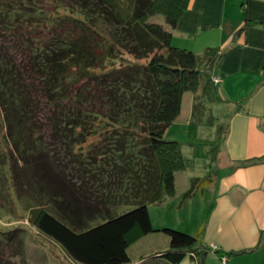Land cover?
<instances>
[{
  "label": "trees",
  "instance_id": "16d2710c",
  "mask_svg": "<svg viewBox=\"0 0 264 264\" xmlns=\"http://www.w3.org/2000/svg\"><path fill=\"white\" fill-rule=\"evenodd\" d=\"M190 3L0 0V177L7 184L0 181V206H15L0 214L21 218V206L35 229L0 224V257L21 255L27 235L35 249L60 262L58 250L70 264L130 263V245L156 235L166 246L140 264H181L208 253L226 264L241 253L203 245L207 211L189 232L154 227L148 210L174 197L172 207L184 210L213 182L211 174L191 177L177 195L176 174L189 162L181 143L164 139L186 92L194 94L195 121L219 101L220 49L197 54L174 36ZM8 39L24 46L23 61ZM42 109L47 133L37 121Z\"/></svg>",
  "mask_w": 264,
  "mask_h": 264
},
{
  "label": "crops",
  "instance_id": "0c3cea01",
  "mask_svg": "<svg viewBox=\"0 0 264 264\" xmlns=\"http://www.w3.org/2000/svg\"><path fill=\"white\" fill-rule=\"evenodd\" d=\"M174 36L197 54L208 48L221 53L215 65L219 101L209 110L221 119V132L213 182L198 209L207 211L201 241L241 252L226 264H264V0H191ZM194 176L204 177L188 168L177 172L176 189L183 185V192ZM181 264L220 262L208 253Z\"/></svg>",
  "mask_w": 264,
  "mask_h": 264
},
{
  "label": "rangeland",
  "instance_id": "374dc122",
  "mask_svg": "<svg viewBox=\"0 0 264 264\" xmlns=\"http://www.w3.org/2000/svg\"><path fill=\"white\" fill-rule=\"evenodd\" d=\"M156 18L160 21L163 20L162 15L156 16ZM7 43L9 46V50L13 53V55H15V57H17V60L19 62L23 61L25 59L26 53L24 50V46L19 45L20 42L18 43L17 41H15V39H8ZM213 81L214 83H216L214 79ZM77 86L78 85H76L75 88ZM191 98L194 100V94L192 92H186L184 94L182 98L180 116L177 118L176 123H172L169 126L164 135V139L176 140L181 143V153L183 155V158L189 162V173L192 172L194 173V175L198 174L203 176L206 175V173L212 175L217 166V159L213 156V152H215V150H212V147L218 148L221 132L219 124L221 122V119H218L215 115L212 116L209 110H204L198 120L195 121L194 119H192V117H190V106H192L190 105ZM72 101L74 102V100ZM42 110L43 111H40L37 116V121L39 124H41L42 131L44 133H47V127L45 125L46 112H44V109ZM85 145L82 146L83 151H85V149L89 147L87 146L89 145V142H87V144ZM208 164L209 166H207ZM0 179V181L3 182L2 176L0 177ZM181 182H183V179L181 180ZM3 184L5 185V182H3ZM6 186L7 184L5 185V187ZM182 189L183 185L178 184L177 195H180ZM179 200L180 198L177 199L176 197L172 199L170 198L168 202L163 205L164 209H159L157 206L148 205L152 225L154 227L167 226L173 227L175 229L181 227L180 229L190 232L192 229V224L197 225L202 219V215L199 214H201L203 210H198L202 206L200 202L201 192H198L197 194V197L195 199V207V203H189L188 205H186L184 210L177 211L172 206L174 204H177ZM0 208L3 209V212H6L8 208H15V206L10 202L7 206H0ZM21 209V206L17 208L18 214L21 215V218H17V216L15 217L14 214L7 215V217L0 214V224L6 226V228H13L19 225H25V227H27L28 222L25 219L26 215ZM125 209L127 208L121 207L118 209V212L124 211ZM179 217L182 220V224L179 221ZM189 217L193 218V223L189 222ZM96 223H99V221L94 222L93 224ZM28 229L32 234H34V228L28 226ZM156 236L143 237L133 242L128 249V254L131 258V261L127 264H140L138 261L141 260L143 255L149 254L152 251L159 250L160 248H164L166 246V238ZM32 238L33 237H29V235H27V237L25 238L26 244L21 255H15L14 250H9L8 256H4V254L1 255L0 264H70L69 261H67L58 250L55 251L59 255L58 260H61L60 262L62 263H60L56 259V261H54V259H51L49 250L47 248L38 246V249H35V247L33 246L34 240ZM142 264L152 263L151 260H148L144 261V263Z\"/></svg>",
  "mask_w": 264,
  "mask_h": 264
},
{
  "label": "built area",
  "instance_id": "2783aa9c",
  "mask_svg": "<svg viewBox=\"0 0 264 264\" xmlns=\"http://www.w3.org/2000/svg\"><path fill=\"white\" fill-rule=\"evenodd\" d=\"M214 80H215L216 82H218V81H219V77H214Z\"/></svg>",
  "mask_w": 264,
  "mask_h": 264
}]
</instances>
